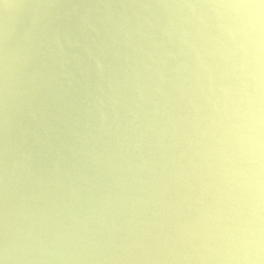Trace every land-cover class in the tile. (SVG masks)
Instances as JSON below:
<instances>
[{"label": "clouds", "instance_id": "9594fccd", "mask_svg": "<svg viewBox=\"0 0 264 264\" xmlns=\"http://www.w3.org/2000/svg\"><path fill=\"white\" fill-rule=\"evenodd\" d=\"M0 264H264V0H0Z\"/></svg>", "mask_w": 264, "mask_h": 264}]
</instances>
